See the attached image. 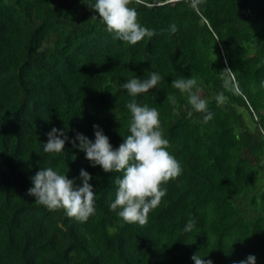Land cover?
Returning a JSON list of instances; mask_svg holds the SVG:
<instances>
[{
  "label": "trees",
  "instance_id": "16d2710c",
  "mask_svg": "<svg viewBox=\"0 0 264 264\" xmlns=\"http://www.w3.org/2000/svg\"><path fill=\"white\" fill-rule=\"evenodd\" d=\"M130 5L156 29L135 44L115 38L82 0H0V264H194L198 251L214 264L250 253L264 264V0ZM225 68L242 94L225 90L218 104ZM145 69L163 79L137 101L159 109L183 171L163 182L166 194L140 224L109 207L120 173L92 166L71 139L59 153L42 142L53 126L94 139L99 124L118 147L132 99L120 84ZM180 75L197 77L212 120L188 115L171 84ZM46 166L69 178L92 173L95 213L80 221L36 202L30 177Z\"/></svg>",
  "mask_w": 264,
  "mask_h": 264
},
{
  "label": "clouds",
  "instance_id": "9594fccd",
  "mask_svg": "<svg viewBox=\"0 0 264 264\" xmlns=\"http://www.w3.org/2000/svg\"><path fill=\"white\" fill-rule=\"evenodd\" d=\"M91 9L96 10L93 18H99L106 25V30L115 38L130 44L152 37L155 28L142 24L138 19L137 8L130 5V0H82ZM194 4L199 0H193ZM176 25L171 30L176 31ZM144 75H133L120 84L122 89L132 97L127 103L130 113L128 134L118 147L110 142V137L99 124L93 125L94 139L82 132L75 137H69L68 129L53 126L47 133L48 139L43 143V150L49 153H59L65 149L66 142L71 139L73 147L85 153L92 166H101L105 172H118L115 179L117 185L115 197L109 207L128 222H147L149 211L156 207L167 188L163 182L179 176L182 163L170 150L171 142L164 135L161 126L159 109L147 103H139L137 97L155 88L163 79L159 71L144 70ZM222 88L215 95L218 104L225 101V90L234 94H242L234 71L225 68L220 71ZM171 84L186 95L188 115L194 112L202 113L203 122L214 118V112L209 108V100L201 95L202 85L194 75H180ZM264 87V80L260 81ZM172 103L176 104L175 97ZM78 141V143H77ZM32 186L28 193L35 197L36 202L50 209L63 208L66 215L85 221L96 211V191L91 183L93 176L86 168H81L79 177L69 178L67 172L62 173L52 166L40 167L30 177ZM79 180V183L77 182ZM195 227L193 220L184 226V231ZM208 256V255H206ZM200 251L193 253L194 264H214L211 258L205 259ZM232 264H257V257L250 253L245 259L233 260Z\"/></svg>",
  "mask_w": 264,
  "mask_h": 264
}]
</instances>
